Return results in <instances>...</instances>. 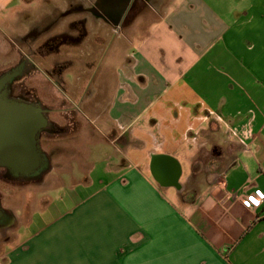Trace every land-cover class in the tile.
<instances>
[{
    "label": "crops",
    "instance_id": "1",
    "mask_svg": "<svg viewBox=\"0 0 264 264\" xmlns=\"http://www.w3.org/2000/svg\"><path fill=\"white\" fill-rule=\"evenodd\" d=\"M139 1L130 36V21L97 17V2L110 10L111 0H0V38L19 59L33 54V26L57 12L56 32L83 23L39 65L59 56L82 71L88 56L108 71L92 59L97 38L107 57L113 39L131 42L105 65L116 72L107 122L87 116L88 146L61 174L74 190L60 199L74 203L0 264H264V200L243 202L264 197V0ZM157 154L180 163L178 186L155 176Z\"/></svg>",
    "mask_w": 264,
    "mask_h": 264
},
{
    "label": "rangeland",
    "instance_id": "2",
    "mask_svg": "<svg viewBox=\"0 0 264 264\" xmlns=\"http://www.w3.org/2000/svg\"><path fill=\"white\" fill-rule=\"evenodd\" d=\"M145 15H147L146 12ZM136 17L137 15L130 17V22L127 23L125 29L130 36L134 35L137 30ZM97 40L101 43V47L97 49V53L92 59L96 64L105 63L101 66L108 71L102 69L96 72L86 69L82 71L73 70L75 68V59H73V66L68 69L65 75L66 87H61L70 98L75 100L81 91L87 88L88 80L93 74L96 75L94 81L96 87L92 97L88 96L82 104V108L87 116L94 117L97 113H102L104 118L102 120L106 123L107 119H105L104 114L109 110L111 87L115 82L116 72L113 71V68L105 65L110 61L114 64L113 66L116 63L118 65L120 51H130L131 42L118 37L113 39L111 57H107L104 54L105 49H107L106 39L100 37ZM0 41V74H2L18 62L19 55L6 38L1 37ZM84 57V60L88 62V56ZM38 61L40 62V60ZM43 67L45 66L43 65ZM50 74L49 71H36L26 78L25 85L28 86L29 84L30 87L37 88L35 95L50 110L51 120L63 124L65 128L58 132L44 134L42 148L49 153L50 164L44 171L42 178L28 176L5 178L2 174L5 169L0 168V198L8 215L7 221L0 224V255L6 254L10 245L31 234L36 226L48 223L57 213L69 208L74 203L72 198L60 199L63 193L70 194L74 190V186L69 180L63 181L61 174L64 171L71 172L76 162L81 160H76V154L80 153L79 149L87 148L88 142L83 132L87 131L91 125L85 115L74 117L75 110L72 108L74 103L71 101H64L63 103L59 86L57 83L55 84V76ZM78 119L83 120L79 126L75 124ZM111 127L113 128L112 124ZM30 221L32 224H29Z\"/></svg>",
    "mask_w": 264,
    "mask_h": 264
},
{
    "label": "water",
    "instance_id": "3",
    "mask_svg": "<svg viewBox=\"0 0 264 264\" xmlns=\"http://www.w3.org/2000/svg\"><path fill=\"white\" fill-rule=\"evenodd\" d=\"M128 3L129 0L126 5ZM16 72L11 70L0 76V167L9 168L17 175H29L40 173L49 166V159L40 142L48 117L41 105L11 95L10 86ZM152 169L163 184H180L182 168L173 156H153ZM7 218L0 198V224Z\"/></svg>",
    "mask_w": 264,
    "mask_h": 264
},
{
    "label": "flooded vegetation",
    "instance_id": "4",
    "mask_svg": "<svg viewBox=\"0 0 264 264\" xmlns=\"http://www.w3.org/2000/svg\"><path fill=\"white\" fill-rule=\"evenodd\" d=\"M108 2V1H106ZM113 3V8L111 7L110 10L107 8L106 4H101V2H97V5L93 7L94 11L96 12V15L98 18H103L104 17H111L116 21L115 25H120L121 21L125 20L124 24L128 21H130V17L132 15H137L139 10L141 9L140 7V1L139 0H131L130 3L126 5V0H111ZM74 9L70 8L68 13L72 12ZM123 19V20H122ZM62 21V16L58 15V12L53 16V17H48L45 19L43 24H36L33 26L32 30L36 35V38L34 39V44L37 42L38 44V49H34V44H32V48H30V51L33 54H30L28 56H21L18 62L12 66L8 71L15 70L17 71V75L15 80L11 83L10 89H11V95L17 98H22L25 101L36 103L38 105H41L43 109L45 110V113L48 117V124L46 128L41 132L40 134V142L42 145V140L45 133L47 132H58L62 129L65 128L63 124L57 123L55 121H52L50 118V110L41 103V101L36 97V92L37 88L35 87H30L29 84L26 86V78H28L32 73L36 71H49L51 74L55 76V84L59 86V92H60V97L66 102H73L72 108L75 110L74 117L76 116H82L86 115L85 111L82 108V104L85 102V100L89 97H92V93L94 92V89L96 85L94 84V81L96 80V75L93 74V76L88 80V83L86 85V89L81 91V94H79L76 97V101L72 98H70L65 90L62 89V87H66V73L67 70L72 66L73 60L71 59H60L59 56H52V64L51 66H45L43 67L42 65L37 64L38 60H45V58H48L49 55L44 54V52H48L49 50H56L62 42V39L64 37H78L74 36L72 34V28L77 24V22H82L83 19L78 20H73L67 25V30H63L62 32H56V29H58L61 25ZM82 27L79 29V35L84 38L87 35V30L85 26L82 24ZM43 34H46L44 39L41 38ZM79 36V37H80ZM41 38V39H40ZM40 40L42 42L40 43ZM56 48V49H55ZM48 50V51H47ZM40 51L43 52V54H40ZM51 63V62H50ZM87 67L90 69H86L89 71L94 72L92 70V62L88 64L86 62ZM7 72V71H6ZM4 74V73H2ZM0 74V76L2 75ZM50 74V75H51ZM52 75V76H53ZM25 80V81H24ZM62 86V87H61ZM91 93V94H90ZM60 111V110H59ZM83 116V117H85ZM83 123V120L78 119L77 122L75 123L76 125H81ZM51 130V131H50ZM47 158L50 160V155L47 153ZM50 164V163H49ZM2 169H5L4 172H2L3 177L5 178H20L21 176H28V177H35L39 178L43 176L44 171H41L40 173H31L29 175H17L15 174L11 169L6 168V167H0Z\"/></svg>",
    "mask_w": 264,
    "mask_h": 264
},
{
    "label": "built area",
    "instance_id": "5",
    "mask_svg": "<svg viewBox=\"0 0 264 264\" xmlns=\"http://www.w3.org/2000/svg\"><path fill=\"white\" fill-rule=\"evenodd\" d=\"M264 200L263 195L257 194V192L245 197L243 202L246 206H259Z\"/></svg>",
    "mask_w": 264,
    "mask_h": 264
}]
</instances>
